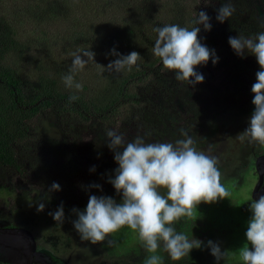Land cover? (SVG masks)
<instances>
[{
	"label": "trees",
	"instance_id": "trees-1",
	"mask_svg": "<svg viewBox=\"0 0 264 264\" xmlns=\"http://www.w3.org/2000/svg\"><path fill=\"white\" fill-rule=\"evenodd\" d=\"M214 1L218 8L229 2L233 7H240L242 13H248L247 20L253 23L239 21V14L220 23L216 19V9L205 11L212 25L211 31H205L203 25L195 24L199 12L203 11L199 0H93V15L87 17L88 22L70 16L67 0H34L33 8L46 14L48 24L58 27L49 44L52 48L42 59L38 56L44 47L37 50V56L36 53L29 56V45L20 40L8 14L0 8V170H14L24 175L32 154L29 148L39 140L54 171L39 167L38 172L50 174L47 180L61 186L60 197L71 199L80 190L78 180L82 173L75 152L69 148V141L77 143L76 132L82 137L81 131L95 128L97 139L106 144L109 139L106 133L118 122L144 118L141 124L147 121L154 129L162 123L176 122L169 108L170 101L164 107V103L151 98L153 94L171 93L175 81V72L165 69L162 60L153 52L158 38L155 29L179 25L191 30L199 26L201 43L215 49L219 58L223 52L218 50V44L229 46V37L239 34L253 37L264 32V19L256 22L254 7L245 3L246 0ZM2 3L0 0V6ZM79 13L83 16L82 10ZM55 37L59 38L54 40ZM54 48L56 51L60 48L61 54L55 53ZM113 49L123 56L138 52L137 65L131 70L125 67L120 72L107 69L119 58L112 54ZM84 50L95 53V62L90 61L76 73V82L83 84V90L78 91L66 87L62 77L72 66V53L80 52L82 59H88L83 56ZM230 53L233 55L234 50ZM252 59L256 67L246 70L245 83L241 85H245L247 93L254 97L251 88L260 66L254 61V55ZM235 60L242 69V63ZM19 62H27L30 67L24 65L26 70H21ZM234 79L239 81V72ZM73 95L78 99L70 102ZM161 101L167 102L163 98ZM43 115L55 117L63 132L61 140L41 137L33 131L34 124Z\"/></svg>",
	"mask_w": 264,
	"mask_h": 264
},
{
	"label": "rangeland",
	"instance_id": "rangeland-1",
	"mask_svg": "<svg viewBox=\"0 0 264 264\" xmlns=\"http://www.w3.org/2000/svg\"><path fill=\"white\" fill-rule=\"evenodd\" d=\"M67 1L70 7L66 9L69 10L70 16H73L76 20L80 19V21L88 22L87 17L93 15V0H86L85 2L82 0ZM33 3L34 0H3L0 8L4 9L6 14H8L20 40L29 45V56H34L39 48L44 47L40 56H38L42 59L46 52L52 48L49 44L53 42V34H57L58 27L48 24L46 14L33 8ZM245 3L254 7L255 20L256 22H261V19H264V0H246ZM199 6L204 12L218 9V5L215 4L214 0H199ZM234 9L236 10L230 18L233 19V15L237 16L239 14V21L245 22L248 13H242L243 9L240 10V7H234ZM80 10H82L83 16L79 13ZM245 23L251 24L253 22L247 20ZM49 37H52V39L49 40ZM58 38L55 37L54 40ZM218 50H222L223 53L217 64L214 65L212 61H209L207 65H200L196 68L197 72L204 75L203 83L196 84L193 88L186 82H180L175 79L171 93H166V95L162 96L158 94L151 95L152 99L164 103V107H166L168 101L171 102L169 108L176 122L162 123L158 125L157 129H154V127L149 126L147 121L141 124L143 120H146L144 118L142 120L130 119L118 122L111 129V131L118 134H123L128 142L132 141L136 136H141L146 143H175L177 140L186 138L183 133H187L191 138L193 137L192 130H194V125H191L190 122L195 114H192V111L195 110L194 112L197 113L207 108V106L210 109L218 110L217 112L220 111V114L216 116L213 122L209 123V128L201 130L197 136L198 140L204 139V136H207L215 125L219 128L218 133L210 139L208 144H204L197 151L217 158V168L222 170L220 172L221 182L231 193V196L211 204L200 203L194 212V219L182 218L178 221L174 225L177 232H183L189 239L196 238L204 243L200 249H193L188 256L180 261L171 260L161 244V248L156 254L162 257L163 264H206L204 262V249L209 248L207 245L209 240L213 242L218 239L227 240L228 232H230L233 235L231 242L236 241L239 236V227L237 226L239 222L232 224V228L233 225L235 226L232 231H227L226 227L223 228L216 221L212 223L210 215L213 218H219L217 221H220V218H222V209L220 208L229 206L228 202L230 205H234L238 201L236 208L242 197L250 196L252 186L244 187V192H242V187L239 189L241 181L237 180L238 177L244 175L248 177V181L250 180L249 177H257L254 163L261 152V149L257 147L258 143H249L247 140L241 142L236 138L239 133L249 126L251 116L237 115L224 109L227 106L232 108L229 104L234 106H239L242 103L246 104L249 96L245 85H241V83H245V77L248 73L246 70L254 69L256 66L253 62L252 54L249 55L247 51L245 57L241 58L235 52V55H231L230 51L232 48L230 45L224 47V45L219 43ZM54 52L61 54V49L58 48L56 51L54 48ZM224 56L227 57L224 58ZM235 59L240 61V64L242 63L240 66L242 69L245 68L244 70L235 64ZM24 65L30 67L27 62L18 63L19 68L25 71ZM231 69L234 70L231 71ZM241 70L242 73L240 72ZM238 72L239 81H236L234 76ZM146 95L150 96L149 93H146ZM162 98L167 100V102L161 101ZM94 129L90 128L81 131L82 137L76 132L75 134L78 136L77 143L74 145V143L69 141L71 147L68 145L78 157L77 161L82 169L81 174H83L81 178L84 179L81 182L78 198L72 201L69 200L68 203L64 202V205L81 211L86 209L90 195L98 197L109 196L115 199L117 203L122 202V194H117L114 186L109 183L110 179L115 178V170L119 167L114 159L115 153L107 146L108 141L105 144L97 139ZM33 131L41 137L54 140L63 138V132L58 127L54 116H41L37 123L34 124ZM69 138L72 140L71 137ZM38 142L39 140L29 148L32 154L28 157L30 163L27 162V169L23 171V173L26 172L24 175H20L14 170H0V212H3L8 217L7 220L9 222L28 230L30 229L34 233L38 257L49 253L61 256L63 252L72 257V255L79 253L78 251H82V248H86L88 255H114L118 257L116 258L118 262L129 260L130 264H144L146 257L152 255V253H148L145 250L138 233L130 228H121L119 231L110 234L103 243L93 245L89 241H81L79 234L75 231L72 221L78 217L74 213L68 214V211L64 209L65 218L63 222H56L48 214L49 212H54L62 202H60L56 192H49V188L53 183L46 179L50 177V174L44 175V173L38 172L39 167H46L54 171L50 164L49 155L46 154V151ZM232 149L234 150L233 152L231 151ZM93 166L96 168L95 172L90 171ZM92 184L101 185L102 191L98 188L90 187ZM39 202H43L46 205L43 212H37ZM211 207H214L213 212L209 211ZM25 248L21 247L19 251L23 253Z\"/></svg>",
	"mask_w": 264,
	"mask_h": 264
},
{
	"label": "clouds",
	"instance_id": "clouds-1",
	"mask_svg": "<svg viewBox=\"0 0 264 264\" xmlns=\"http://www.w3.org/2000/svg\"><path fill=\"white\" fill-rule=\"evenodd\" d=\"M216 11V19L223 23L235 9L229 2L222 4ZM195 24L203 25L205 31L212 29L210 17L204 11L199 12ZM155 31L158 38L153 52L162 60L165 69L175 72L177 81L186 82L194 88L205 79L202 73L196 71L197 66L207 65L209 60L214 65L219 62L215 49H209L201 43L199 26L189 30L179 25H166L157 27ZM228 43L241 58L245 57L246 51L254 55L260 66L255 74L256 82L251 88L255 107L249 126L236 138L241 142L247 140L264 145V32L253 37L240 34L229 37ZM82 53L88 59H82L80 52L72 53V66L62 77L66 87L78 91L83 90V84L76 82V73L82 71L90 61L95 62L93 51L84 50ZM112 54L119 58L111 62L107 69L116 72L125 67L131 70L140 59L136 51L123 56L113 49ZM77 99L73 95L70 102ZM106 135L109 138L107 146L115 153L114 159L119 165L115 170V178L110 179L109 183L117 194H122V202L117 203L109 196L90 195L85 210L73 208L71 211L78 218L72 224L81 241H89L93 245L103 243L110 234L128 227L138 233L145 250L152 253L146 257L144 264H163L162 257L156 254L161 244L173 261H180L193 249H200L203 241L189 239L183 232H177L174 225L182 218L194 219V212L200 203L211 204L231 196L221 182L217 158L197 151L193 139L187 133H183L185 139L175 143H146L141 136L128 142L123 134L111 130ZM90 171L95 172V166ZM90 187L102 191L99 184ZM61 190L56 182L49 188L51 193ZM45 207V203L39 202L37 212H43ZM250 211L252 216L245 233L247 243L239 249V258L242 264H264V194L251 202ZM48 214L56 222H63V203ZM207 245L217 262L228 254L211 240Z\"/></svg>",
	"mask_w": 264,
	"mask_h": 264
},
{
	"label": "flooded vegetation",
	"instance_id": "flooded-vegetation-1",
	"mask_svg": "<svg viewBox=\"0 0 264 264\" xmlns=\"http://www.w3.org/2000/svg\"><path fill=\"white\" fill-rule=\"evenodd\" d=\"M248 96L249 97H248V101L246 102V104L242 103L239 106H234V105L229 104L232 108L227 106L224 109H226L227 111H231V113H234L237 115L251 116L254 111L255 106L252 104L253 97L250 96L249 94ZM194 111H192V114L194 113L195 116L191 118L192 120L190 124L194 125V130H192L193 132L192 139L194 141L193 146L196 149H198L204 146V144L206 143L208 144L210 139L218 133L219 128L215 125L211 128V132L207 136H204V139L198 140V136H197V134L201 130H207L209 128V123L213 122L216 116L220 114V111L217 112L218 110L210 109L208 106L204 110H201L197 113ZM228 130L230 131L229 127H228ZM261 146L262 145L257 144V147L261 149V152L254 163L255 172L257 174V177L256 176L249 177L250 179L249 181H248V177L244 175L237 178L239 182L241 181L239 183L240 186L239 185L238 186H239V189L240 187H242V192H244V187L249 186V185L252 186L250 189V196L249 197L245 196L244 198L242 197L241 200L239 201L238 207L236 208L235 206L237 205L238 201H236L234 205H230L228 202L229 206H224L220 208L222 209L221 210L222 218H220L221 219L220 221H217L219 218L217 219L213 218L209 214L212 219L211 220L212 223L213 221H216V223L221 224L223 228L226 227L227 231L228 230L232 231L235 228L234 225L232 228V224L239 222L237 225L239 227V236L237 237L236 241L231 242V240L233 239V235H231L230 232H228L227 240L218 239L215 241V243H217L220 246L221 251H228V254L219 262H217L216 258L211 254V250L209 248H205L204 249V252H205L204 262H206V264H242V261L239 258V249L243 247L245 243H247V238H246L245 233L247 231L248 221L250 220L252 216V213L250 211V204L255 199H258L259 195L264 194V145L263 147ZM231 151L233 152L234 150L232 149ZM219 167H222V166H219ZM218 169L220 172H222L220 168ZM81 172H82V169H81ZM81 177H83V174H80L78 183L79 182L81 183L82 180L84 179V178L82 179ZM52 182L53 181L51 180V183ZM80 190L77 193L76 197H73L71 199H68L67 197L64 198L63 196L61 198L59 195V192H56V193L60 198V202H62L64 205V202L68 203L69 200L72 201L74 199H77L78 194H80ZM64 209L68 211L67 212L68 214L73 213L71 211L73 209L71 206L64 205ZM213 210H214V207H211L209 211L213 212ZM7 218L8 217L5 216L3 212H0V264H130L129 260L128 261L122 260L118 262L116 260V258L118 257L114 255H111V256L101 255V254L96 255V256L88 255L86 252V248H82V251L81 250L78 251L79 253H77L76 255H72V257L65 254L64 252H63V255L61 256H57V255L49 253L48 255L46 254L44 256L38 257L37 255L38 248H37V242H36L34 233L31 232L30 229L28 230L27 228L14 225L13 223L9 222ZM4 229H11V230L20 229L26 233H30L34 239V246L32 245L31 239L28 238V236L25 233L1 232ZM18 247L19 248L26 247V248L24 252L22 253V251L21 252L19 251ZM249 248L251 250V245H249Z\"/></svg>",
	"mask_w": 264,
	"mask_h": 264
},
{
	"label": "water",
	"instance_id": "water-1",
	"mask_svg": "<svg viewBox=\"0 0 264 264\" xmlns=\"http://www.w3.org/2000/svg\"><path fill=\"white\" fill-rule=\"evenodd\" d=\"M1 232H12V233H14V232H21V233H25L27 236H28V238H30L31 239V242H32V245L34 246V239H33V236L30 234V233H26V232H24L23 230H20V229H14V230H11V229H4V230H2Z\"/></svg>",
	"mask_w": 264,
	"mask_h": 264
}]
</instances>
